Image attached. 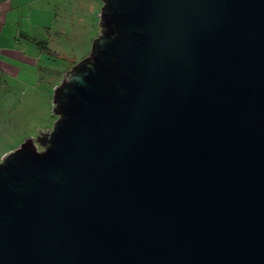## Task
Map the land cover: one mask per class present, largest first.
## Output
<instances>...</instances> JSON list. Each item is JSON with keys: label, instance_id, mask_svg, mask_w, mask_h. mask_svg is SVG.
I'll return each mask as SVG.
<instances>
[{"label": "water", "instance_id": "water-1", "mask_svg": "<svg viewBox=\"0 0 264 264\" xmlns=\"http://www.w3.org/2000/svg\"><path fill=\"white\" fill-rule=\"evenodd\" d=\"M102 1L0 162V264H264V0Z\"/></svg>", "mask_w": 264, "mask_h": 264}, {"label": "rangeland", "instance_id": "rangeland-1", "mask_svg": "<svg viewBox=\"0 0 264 264\" xmlns=\"http://www.w3.org/2000/svg\"><path fill=\"white\" fill-rule=\"evenodd\" d=\"M56 6L59 18L34 66L19 68L0 58V162L28 139L53 129L55 91L89 56L101 32L102 0H64Z\"/></svg>", "mask_w": 264, "mask_h": 264}, {"label": "crops", "instance_id": "crops-1", "mask_svg": "<svg viewBox=\"0 0 264 264\" xmlns=\"http://www.w3.org/2000/svg\"><path fill=\"white\" fill-rule=\"evenodd\" d=\"M63 2L0 0V58L7 64H17L19 68L34 66L41 45H49L47 37L59 18L56 4Z\"/></svg>", "mask_w": 264, "mask_h": 264}, {"label": "trees", "instance_id": "trees-1", "mask_svg": "<svg viewBox=\"0 0 264 264\" xmlns=\"http://www.w3.org/2000/svg\"><path fill=\"white\" fill-rule=\"evenodd\" d=\"M42 46V45H41Z\"/></svg>", "mask_w": 264, "mask_h": 264}]
</instances>
